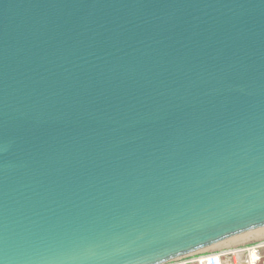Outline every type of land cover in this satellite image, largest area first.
I'll list each match as a JSON object with an SVG mask.
<instances>
[{"label": "water", "instance_id": "95a60500", "mask_svg": "<svg viewBox=\"0 0 264 264\" xmlns=\"http://www.w3.org/2000/svg\"><path fill=\"white\" fill-rule=\"evenodd\" d=\"M263 226L264 0H0V264Z\"/></svg>", "mask_w": 264, "mask_h": 264}, {"label": "built area", "instance_id": "2783aa9c", "mask_svg": "<svg viewBox=\"0 0 264 264\" xmlns=\"http://www.w3.org/2000/svg\"><path fill=\"white\" fill-rule=\"evenodd\" d=\"M263 247L264 243H259L229 250L206 249L162 264H261L260 250Z\"/></svg>", "mask_w": 264, "mask_h": 264}, {"label": "rangeland", "instance_id": "374dc122", "mask_svg": "<svg viewBox=\"0 0 264 264\" xmlns=\"http://www.w3.org/2000/svg\"><path fill=\"white\" fill-rule=\"evenodd\" d=\"M264 243V226L255 230L243 233L241 235L232 237L223 242H220L210 248L209 250H229L239 247H247L255 244ZM263 256L261 264H264V247L260 250Z\"/></svg>", "mask_w": 264, "mask_h": 264}, {"label": "bare ground", "instance_id": "6f19581e", "mask_svg": "<svg viewBox=\"0 0 264 264\" xmlns=\"http://www.w3.org/2000/svg\"><path fill=\"white\" fill-rule=\"evenodd\" d=\"M255 256V254H253V257Z\"/></svg>", "mask_w": 264, "mask_h": 264}]
</instances>
